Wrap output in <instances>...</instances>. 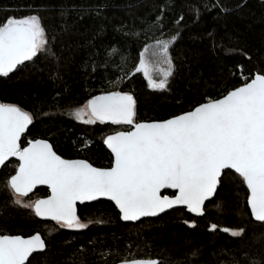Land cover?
<instances>
[{"label":"trees","instance_id":"obj_1","mask_svg":"<svg viewBox=\"0 0 264 264\" xmlns=\"http://www.w3.org/2000/svg\"><path fill=\"white\" fill-rule=\"evenodd\" d=\"M30 14L42 18L50 51L0 77V101L33 114L22 144L48 139L60 155L100 167L113 160L104 138L129 128L84 124L70 115L91 96L131 92L139 121L165 119L206 97H221L240 86L244 76L264 73V0H0V23ZM177 31L179 38L170 48L174 75L166 90H153L134 65L145 46ZM113 49L120 54H112ZM17 163L11 159L0 171V234L41 233L46 249L34 253L31 264H117L139 258L160 264H264V222L251 216L238 174L212 199L221 208L208 202L203 216L176 208L125 222L111 201L100 200L78 207L87 227L69 229L10 205L5 184ZM164 193L175 194L170 189ZM32 195L45 196L47 188ZM224 227H243L245 233L232 237L221 231Z\"/></svg>","mask_w":264,"mask_h":264},{"label":"snow or ice","instance_id":"obj_2","mask_svg":"<svg viewBox=\"0 0 264 264\" xmlns=\"http://www.w3.org/2000/svg\"><path fill=\"white\" fill-rule=\"evenodd\" d=\"M179 35L177 31L168 39H157L139 54L135 73L143 74L149 88H168L175 69L170 48ZM150 50L152 60L146 55ZM49 51L47 31L38 14L10 16L0 23V77H8L19 66H26L25 62ZM112 54H120V50L113 49ZM70 115L84 124L128 126L129 130L114 131L103 140L113 157L112 166L66 159L46 139L27 140L24 146L21 137L33 124V114L15 103L0 102V166L10 158L18 162L5 184L11 206L31 209L35 216L69 229L87 227L77 215V202L100 197L114 201L124 221L158 216L177 205L203 216L206 201L221 208L211 198L238 174L246 185L251 216L264 222V73L244 76L240 86L221 97H206L190 110L165 119L139 121L135 96L122 90L93 95ZM37 185H47L50 195L26 201ZM162 189L176 192L170 197ZM210 227L215 231L218 225ZM221 231L232 237L245 233L243 227ZM45 249L40 233L27 238L0 234V264H31L29 258ZM123 264L160 261L131 259Z\"/></svg>","mask_w":264,"mask_h":264},{"label":"water","instance_id":"obj_3","mask_svg":"<svg viewBox=\"0 0 264 264\" xmlns=\"http://www.w3.org/2000/svg\"><path fill=\"white\" fill-rule=\"evenodd\" d=\"M100 94V93H99ZM98 95V94H97ZM1 102V101H0ZM110 123V122H109ZM31 125H29V127H30ZM29 129V128H28ZM121 131H125V130H121ZM27 132V131H26ZM112 134V133H111ZM110 135V134H109ZM23 137V136H22ZM22 137H21V139H22ZM106 138V137H105ZM35 139H44V138H35ZM46 140H48V139H46ZM51 144H52V142L50 141V140H48ZM53 145V144H52ZM105 145V144H104ZM105 147L107 148V146L105 145ZM53 149L55 150V148H54V146H53ZM108 149V148H107ZM56 151V150H55ZM108 151L110 152V149H108ZM57 152V151H56ZM58 153V152H57ZM111 153V152H110ZM59 154V153H58ZM60 155V154H59ZM64 157V156H63ZM64 158H66V157H64ZM11 159H16V158H10L9 159V161L11 160ZM66 159H84V158H66ZM9 161H6L5 162V164L7 163V162H9ZM89 161V160H88ZM90 162V161H89ZM91 163V162H90ZM93 164V163H92ZM94 165V164H93ZM94 166H96V165H94ZM2 167L3 166H0V171H1V169H2ZM96 167H99V166H96ZM106 168V167H105ZM233 172H234V170H232ZM15 174V173H14ZM13 174V175H14ZM42 186H44V187H48L47 185H37L36 186V188H38V187H42ZM35 188V189H36ZM35 189H33V191L35 190ZM50 190V189H49ZM165 190L166 189H162L161 191H162V194L163 195H168V196H173V195H171V194H165L164 192H165ZM171 191H173V192H176V190H174V189H170ZM50 195V194H49ZM215 197V196H214ZM213 197V198H214ZM44 198H46V197H44ZM213 198H211V199H213ZM40 199H42V198H40ZM99 200H109L108 198H106V197H100V198H98L97 200H94V201H85V202H83V203H80V202H77V215H78V205H83V204H85V203H91V202H95V201H99ZM109 201H111V200H109ZM113 203H114V201H112ZM207 203H208V201H206L205 202V205H207ZM115 204V203H114ZM206 207V206H205ZM176 208H185L186 210H187V208L185 207V206H183V205H177V206H174V208L173 209H176ZM173 209H168V210H166V212H168V211H171V210H173ZM249 209H250V207H249ZM119 210V209H118ZM188 211V210H187ZM165 212V213H166ZM189 212V211H188ZM191 213V212H190ZM162 214H164V213H160L159 215H162ZM191 214H193L194 216H197L196 214H194V213H191ZM158 215V216H159ZM148 217H157V216H148ZM148 217H142L141 219H144V218H148ZM39 218H41V219H47V220H51L50 218H42V217H39ZM140 219V220H141ZM123 220V219H122ZM124 221V220H123ZM139 221V220H138ZM125 222H137V221H125ZM36 234V233H35ZM15 235H21V234H15ZM34 235V234H33ZM23 236V235H22ZM42 236V235H41ZM25 238H27L28 236H24ZM42 238H43V236H42ZM46 242V241H45ZM44 251V250H43ZM38 252H42V251H38ZM37 252V253H38ZM30 259V258H29ZM139 259H147V258H139ZM151 259H154V258H151ZM156 260H158V259H156ZM159 261V260H158ZM123 262L124 261H121V262H119V263H117V264H123ZM26 264H27V262H26ZM193 264H196V263H193ZM197 264H204V263H197ZM238 264H247V263H238Z\"/></svg>","mask_w":264,"mask_h":264},{"label":"rangeland","instance_id":"obj_4","mask_svg":"<svg viewBox=\"0 0 264 264\" xmlns=\"http://www.w3.org/2000/svg\"><path fill=\"white\" fill-rule=\"evenodd\" d=\"M157 39H168V37H159V38H156L155 40H157ZM155 40L152 41L151 43H149L148 45H153V44L155 43ZM148 45H147V46H148ZM146 55L148 56V58H149L150 60L154 59L153 57H151V50H150L149 53L146 54ZM157 78H158V77H157ZM37 198H38L37 196L31 195V196H29V197H27V198H24V199H25L26 201H35Z\"/></svg>","mask_w":264,"mask_h":264},{"label":"flooded vegetation","instance_id":"obj_5","mask_svg":"<svg viewBox=\"0 0 264 264\" xmlns=\"http://www.w3.org/2000/svg\"><path fill=\"white\" fill-rule=\"evenodd\" d=\"M118 131H121V130H118ZM113 133V132H112ZM109 134H111V133H109ZM108 134V135H109ZM31 140V139H30ZM24 146H26V144H23ZM85 159V158H84ZM113 159V158H112ZM16 160V159H15ZM112 162H113V160H112ZM92 163V162H91ZM95 165V164H94ZM97 166V165H96ZM110 166H112V164L110 165ZM110 166H108V167H110ZM100 167V166H99ZM42 187H44V186H42ZM38 188H40V187H38ZM47 188V195H45V196H39L37 199H40V198H44V197H47L49 194H50V190H49V188L48 187H46ZM37 189V188H36ZM35 189V190H36ZM35 190L32 192V193H34L35 192ZM32 193H30L29 194V196L30 195H32ZM100 201V200H99ZM96 202V201H95ZM112 202V201H111ZM92 203V202H91ZM113 203V202H112ZM114 204V203H113ZM115 205V204H114ZM78 207H79V205H78ZM117 208V207H116ZM117 210H118V208H117ZM119 211V210H118ZM120 213V212H119ZM79 216V215H78ZM120 216H121V214H120ZM39 218V217H38ZM41 219V218H40ZM45 220H47V219H45ZM50 221H53V220H50ZM35 234V233H34ZM41 234V233H40ZM6 235H15V234H6ZM22 235V234H21ZM33 235V234H32ZM24 236V235H23ZM30 236V235H29ZM44 238V237H43ZM45 239V238H44Z\"/></svg>","mask_w":264,"mask_h":264}]
</instances>
